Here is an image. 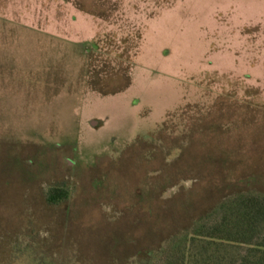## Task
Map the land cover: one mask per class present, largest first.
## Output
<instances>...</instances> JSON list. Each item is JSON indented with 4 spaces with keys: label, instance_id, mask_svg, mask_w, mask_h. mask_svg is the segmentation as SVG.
<instances>
[{
    "label": "rangeland",
    "instance_id": "rangeland-1",
    "mask_svg": "<svg viewBox=\"0 0 264 264\" xmlns=\"http://www.w3.org/2000/svg\"><path fill=\"white\" fill-rule=\"evenodd\" d=\"M241 192L264 0H0V264L145 263Z\"/></svg>",
    "mask_w": 264,
    "mask_h": 264
},
{
    "label": "trees",
    "instance_id": "trees-1",
    "mask_svg": "<svg viewBox=\"0 0 264 264\" xmlns=\"http://www.w3.org/2000/svg\"><path fill=\"white\" fill-rule=\"evenodd\" d=\"M68 195V189L56 185L48 201L58 204ZM169 243L156 250L158 258L154 250L143 254L140 264H264V193L225 198Z\"/></svg>",
    "mask_w": 264,
    "mask_h": 264
}]
</instances>
